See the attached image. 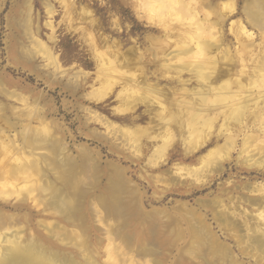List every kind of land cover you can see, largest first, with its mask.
<instances>
[{
	"label": "rangeland",
	"instance_id": "1",
	"mask_svg": "<svg viewBox=\"0 0 264 264\" xmlns=\"http://www.w3.org/2000/svg\"><path fill=\"white\" fill-rule=\"evenodd\" d=\"M175 1L184 2L190 18L215 21V38L208 32L202 34L206 40L201 37L218 44L210 55H220L221 61L208 73L220 84L215 89L202 68H184L205 54L191 42V55L178 54L175 42L185 36L183 25L159 2L0 0V113L16 122L6 134L15 140L22 126H49L75 164L74 178L67 181L59 178L52 157L46 160L48 149L20 153L24 162H39L44 177L35 171L30 181L12 179L15 186L9 187L20 186L26 194L33 183L48 181L60 187L67 182L66 193H73L75 185L86 190L77 196L75 211L82 218L76 222L51 207L46 193H0V262L14 239H29L79 264H87L86 254L94 255L97 264H111L117 254L125 258L123 252L129 255L127 264L130 259V264H205L210 255L197 261L183 253L191 239L188 219L197 217L213 232L218 247L231 251L225 264H264L263 251L251 239L264 237V30L246 13V7L253 8L264 20V0H212L217 6L212 8L204 1L201 6ZM238 21L252 37L244 35ZM163 41L169 43L165 49L160 48ZM169 62L166 69L163 63ZM163 107L166 120H159ZM36 113L43 120L34 119ZM19 158L11 163L18 164ZM117 172L125 191L106 196L107 207L97 198H105ZM105 209L111 215L102 222ZM119 224L128 241L118 238L123 247H111L112 252L106 247V228ZM86 237L89 244L83 247L77 238ZM151 246L155 254H141Z\"/></svg>",
	"mask_w": 264,
	"mask_h": 264
},
{
	"label": "bare ground",
	"instance_id": "2",
	"mask_svg": "<svg viewBox=\"0 0 264 264\" xmlns=\"http://www.w3.org/2000/svg\"><path fill=\"white\" fill-rule=\"evenodd\" d=\"M150 2H159L158 6H160V8H162L164 10V8L166 7L167 10H169V13H167V15H175V22L176 19H178L177 21H180L181 23V27L183 25V34H185L184 37H181L180 39H177L178 41L175 42L176 46H178L180 48V53H178L179 55H182V53L185 54H190L193 52L192 49V45H189V43H193L194 48L203 51V53L205 54V59L202 57V60H200V62H197L195 65H191L190 63L185 64L186 66H184V68H188V70L191 69L192 66L195 67L196 70H198L197 68H202L200 71L202 72L204 70L203 75H205L203 78H205L206 82L210 85V83L212 84L213 89H215L214 87H218V85L220 84H215V78H213L212 74H208L210 72L213 71V67L215 65H217V62L220 60L221 61V56L219 55L218 57H213L212 55H210V52L214 51V49L218 46L217 43H213V41H209V42H204L203 40L205 39L202 34L203 32L205 34H207V32L209 33V35L212 37H214V23L215 21H213V19H211V21H207L203 23V21L201 22L200 20H196L195 18H190L188 15L190 10L188 11V8L185 6L184 2H177L175 0H149ZM204 3L209 7H217L213 4L212 0H193L194 5L195 4H201ZM137 2V1H135ZM148 2V0H147ZM149 3V2H148ZM189 3V2H188ZM249 3V2H248ZM147 4V3H146ZM204 4V5H205ZM203 5V4H202ZM155 6V5H154ZM191 6V5H190ZM249 6V5H248ZM197 7V6H196ZM204 7V6H203ZM160 10V9H159ZM214 10V9H212ZM68 11V10H67ZM196 11V10H195ZM228 11V10H227ZM164 12L166 13V11L164 10ZM205 12L208 14V16H212L211 13L208 12V10H205ZM230 12V11H229ZM218 13V12H217ZM246 13L250 16L252 15L255 20L256 23H258L262 29L264 30V20L262 18V13H254V9L253 8H248L246 7ZM160 14V13H159ZM164 14V13H162ZM198 14V13H197ZM195 14V15H197ZM206 14V15H207ZM225 15V14H224ZM191 16V15H190ZM193 16V15H192ZM199 16V15H197ZM195 17V16H193ZM207 17V16H206ZM152 18V17H151ZM200 18V17H199ZM222 18V17H221ZM215 19V18H214ZM153 20V19H152ZM238 23L240 24V27L244 30V35L248 36L247 38L252 37L251 32L249 30L245 29V26L242 25V23L240 21H238ZM188 24V25H187ZM237 24V22H236ZM165 25V24H164ZM188 27H192V28H188ZM195 27V28H194ZM194 28V29H193ZM216 28V27H215ZM191 29L193 31H191ZM231 29V28H230ZM191 31V32H189ZM241 32V31H240ZM180 33V32H179ZM206 37V35H204ZM203 37V40L202 38ZM237 37L241 40V36L239 33H237ZM215 38V37H214ZM210 39V38H209ZM213 39V38H212ZM220 39V38H219ZM219 39H217V41H219ZM206 40V39H205ZM172 41V40H171ZM174 41V40H173ZM176 41V40H175ZM242 41V40H241ZM165 41H163L162 43L160 42L159 44H162V46H160V48L165 49V47L167 48V46H169V43H164ZM244 44L247 42V40H243L242 41ZM185 43H187V45H184ZM247 45V44H246ZM173 47V46H171ZM246 46H244L245 48ZM243 48V47H242ZM264 48V47H263ZM218 49V48H217ZM224 50V49H223ZM167 51V50H166ZM98 52V51H97ZM107 52V51H106ZM162 52V51H161ZM195 53V50H194ZM209 53V54H208ZM228 53V51H227ZM245 53V52H244ZM260 53H263V51L261 50ZM161 54V53H160ZM163 54L166 55V53ZM250 54V53H249ZM162 55V54H161ZM193 55V54H192ZM116 56V55H115ZM167 56V55H166ZM187 56V55H186ZM201 57V56H198ZM225 56H223L224 58ZM245 57V56H244ZM249 57V56H248ZM182 58V56H181ZM262 58V57H261ZM54 59V58H53ZM161 59V58H160ZM186 59V57H185ZM258 59V58H257ZM256 59V60H257ZM183 60V59H182ZM260 60V59H259ZM54 61V60H53ZM52 61V62H53ZM57 61V59H56ZM55 61V62H56ZM186 62V61H185ZM164 67L167 69L170 65L169 63H163ZM172 65V63H171ZM232 66V65H231ZM234 66V65H233ZM183 68V70H184ZM215 68V67H214ZM191 71H194L193 69ZM197 73V72H196ZM135 74V73H134ZM137 74V73H136ZM135 74V75H136ZM201 74V76H203ZM143 77V76H142ZM141 77V78H142ZM137 78L138 74H137ZM136 79V78H135ZM137 80V79H136ZM139 80V79H138ZM128 81V80H127ZM133 82V81H132ZM139 82V81H138ZM152 88V87H151ZM211 88V89H212ZM208 89V87H207ZM208 91V90H207ZM239 91V90H238ZM201 92V91H200ZM240 94V93H239ZM156 96V95H155ZM158 96V95H157ZM262 96V95H261ZM203 98V97H202ZM189 100V98H187ZM186 99V100H187ZM185 100V101H186ZM187 102V101H186ZM189 104V103H188ZM187 107V106H186ZM114 108V107H113ZM183 108V107H182ZM181 108V109H182ZM2 109V108H1ZM26 110V109H25ZM164 111V107L162 108V110L160 111L161 114L159 120H166L165 115L163 114ZM184 112L186 111V109L183 110ZM37 112V110H36ZM168 112V110H167ZM29 114V113H28ZM27 114V115H28ZM169 114V113H168ZM173 115V114H172ZM20 116H23V113L20 114ZM174 116V115H173ZM28 117V116H27ZM187 117V115H186ZM185 117V118H186ZM195 117V116H194ZM169 118V117H168ZM167 118V119H168ZM172 118V119H171ZM170 120L176 119L171 117ZM27 119V118H26ZM30 119V118H29ZM34 119L41 121L43 120L41 118L40 114H37L34 116ZM189 119V118H188ZM191 119H189L190 121ZM174 121V120H173ZM183 121V120H182ZM176 122V121H175ZM181 122V120H180ZM187 122V121H186ZM16 124V122H14ZM11 122L9 116L6 113H0V129L2 131L3 134H1L0 136V140H1V145H0V193L2 192H7L8 196L9 194H15V193H20L22 196L31 194L32 191L35 190L38 191L42 195L44 196V194L46 193L47 195H50L51 198L48 200L49 205L52 207H57L59 208L60 212L62 213V215H65V218L67 217L68 222H76L77 219L81 220L82 217H79L76 215V209H75V203L80 201V199H78L77 196L82 195V193H85L86 190L81 191V189L79 188V186L77 185H73V189L74 192L73 193H66L65 187H66V183L63 186H57L54 184H50L48 181L45 184H36L34 186L35 183H33L32 185L27 187L26 190V194L23 190H21L20 186H17L18 188H13V186L9 187L10 183L12 182V179H16L19 178L21 180H25L30 181V176L32 175L33 172L37 171L39 174H41V177H44V173L42 168L39 165V162H31L34 159L32 158L30 161H28L29 159H27L26 161H28V163L22 160V158L17 157L18 154L20 153H27V151H34L37 148H46L49 150V154L50 157H46V160H51L50 158L52 157V163L55 166V168L59 169V171H61V175L59 178L63 179L65 178V180L71 178H74V169H75V164H73V157L68 155V148H66L63 145V142H61L60 139H58L57 136H55L53 134V130L50 129L49 126L45 127H37V128H33L32 126H22V130L19 132V135L17 136V138L15 140H13V138L11 139L9 135H7V130H9L11 127H14L15 124ZM31 123V122H30ZM169 123V122H168ZM174 123V122H173ZM22 124V123H21ZM182 124V123H181ZM184 124V122H183ZM172 125V124H171ZM175 125V124H174ZM178 125V124H177ZM125 131V130H124ZM130 134V131H127ZM133 131H131L132 134ZM125 133V134H128ZM132 136V135H131ZM130 137V136H129ZM131 138V137H130ZM22 141L21 143L18 141ZM31 154V153H30ZM86 154V152H85ZM26 155V154H24ZM88 155V153H87ZM86 155V156H87ZM90 155V154H89ZM30 157H32L31 155H29ZM82 156V155H81ZM28 157V155L26 156ZM29 157V158H30ZM84 158H86L85 156H82ZM92 156H90L91 158ZM19 158L22 161H18V164H13L11 163V161H13L14 159ZM83 158V159H84ZM88 158V156H87ZM13 159V160H11ZM82 159V160H83ZM88 160V159H87ZM91 160V159H90ZM35 161V160H34ZM41 161V160H40ZM81 161V159H80ZM84 161V160H83ZM15 162V160H14ZM23 164H21V163ZM43 162V161H42ZM17 163V162H16ZM76 163V162H75ZM51 167V166H50ZM82 168V167H80ZM53 170V169H52ZM45 171V170H44ZM58 171V170H57ZM74 172V173H73ZM59 173V172H58ZM59 175V174H58ZM96 175V174H95ZM38 176V178H41ZM114 180H110L108 181V188H110L108 190V192H104V196L105 198H103L102 196H100V198H97L101 204H104L105 206H107V201H105V199L107 197L112 198L111 196V192L116 193L118 192L120 195H122L124 193V189H125V183L123 181V177L122 174L119 172H117L116 177L114 175ZM40 180V179H39ZM46 180V179H45ZM72 179H70V183ZM24 181V182H25ZM44 181V180H43ZM68 181V180H67ZM14 182V181H13ZM18 182V181H17ZM21 183V181H20ZM97 183V182H96ZM13 184V183H11ZM63 184V183H62ZM74 184V182L72 183ZM14 185V184H13ZM15 186V185H14ZM84 186V185H83ZM97 189V188H96ZM25 190V189H24ZM10 192V193H9ZM5 195H7L6 193H4ZM45 194V195H46ZM3 195V193H2ZM46 195V196H47ZM107 196V197H106ZM121 198V197H120ZM119 198V199H120ZM32 199V198H31ZM78 199V200H77ZM34 200V199H33ZM46 200V198L44 199V201ZM47 203V201H46ZM82 203V202H81ZM111 205V204H110ZM114 206V205H113ZM117 206H119L117 204ZM108 207V206H107ZM76 210V211H75ZM107 211V209H105ZM119 210V209H118ZM114 211V209H113ZM113 214H115V212H113ZM79 212V211H78ZM122 212V210H119V214L120 215ZM111 215V212L107 211L105 214V217L100 216L101 221L103 222L104 219H108V217ZM123 215V214H122ZM121 215V217H122ZM115 217V216H114ZM120 217V216H118ZM104 218V219H103ZM110 218V217H109ZM147 219V218H146ZM150 222L152 224V228H150L149 230V234L153 233V228L155 227V220L156 217H150ZM148 219V220H149ZM155 219V220H154ZM112 220V219H111ZM226 220V219H225ZM106 221V220H105ZM170 221V220H169ZM221 221V220H220ZM227 221V225L230 228H233L234 230H237L239 225L234 222L231 221L229 219L226 220ZM1 222V221H0ZM188 222L190 223V227H191V232H190V237L191 239L186 243V247L188 248H184L183 247V253H186L188 256L191 257H195L196 259L199 258V260L203 259L205 255H210L211 256V260L209 263H207V261L204 263L205 264H225L226 260H231L232 256L231 255V251L228 250V248L226 247H221L219 248L218 246H220V244L218 243L217 238L215 237V235L213 234V232L209 229V227L207 226V224L205 223L204 220L202 219H197V217H192V219H188ZM83 224V223H82ZM150 224V225H151ZM249 224V223H248ZM10 226V225H9ZM107 232V246L106 247H123L119 242H117L118 238H121V240L123 241H128L127 239H124V235L123 234V227L122 224H119L117 226H112L110 225V227L106 228ZM256 229V228H255ZM233 230V231H234ZM14 231V230H13ZM64 231V230H62ZM61 231V232H62ZM10 232V230H9ZM58 232V231H57ZM66 232V229H65ZM64 232V233H65ZM259 232V231H258ZM14 233V232H13ZM59 233V232H58ZM125 233V232H124ZM175 233V232H174ZM254 233V232H253ZM256 233V232H255ZM126 234V233H125ZM177 234V238L179 236H181V233H176ZM175 234V235H176ZM1 235V234H0ZM19 235V234H18ZM174 235V236H175ZM252 235V234H251ZM256 235V234H255ZM259 235V234H258ZM2 236V235H1ZM172 236V235H171ZM70 238V237H69ZM3 239V238H2ZM1 239V240H2ZM79 239L78 241H82L83 244H81L83 247H88L87 244V240L88 238H84V240H82L81 238H77ZM251 239L255 242H253L255 245V248L257 249V251H263L264 253V237L262 236H257V237H251ZM8 240V239H7ZM71 241V240H70ZM77 241V240H75ZM77 241V242H78ZM101 242L103 241L102 239L100 240ZM250 241V240H249ZM2 242V241H1ZM4 243V242H3ZM6 245V243H4ZM77 244V243H76ZM151 244V243H149ZM153 244V243H152ZM97 245V244H96ZM129 245V244H128ZM146 245V244H145ZM154 245V244H153ZM247 245V244H246ZM251 246L252 243L250 244ZM147 246V245H146ZM150 246V245H149ZM226 246V245H225ZM7 247V246H6ZM12 247L10 248L8 251L5 252V257L2 258L0 264H21L22 262H28V264H32V262H35V264H79L74 257H70L69 255H64L61 256V258H58L57 256H55L54 252L50 253L47 250H45L43 244L38 243L37 241H33L31 242L29 239H25V240H16L14 239L13 241V245L9 246ZM81 247V246H80ZM125 247V246H124ZM155 246H153L154 248ZM205 247H211L212 249L215 248V250H211L210 252H207V254L205 253ZM254 247V246H253ZM151 247H144L143 250H141V254L144 255H149L151 252H154V249ZM85 249V248H84ZM112 249V252L115 250ZM111 249L109 251H111ZM247 249V248H246ZM121 250V249H120ZM119 250V251H120ZM118 251V250H117ZM118 251V253H119ZM248 251V249H247ZM246 251V252H247ZM254 251V250H253ZM256 251V252H257ZM140 252V251H139ZM121 253V252H120ZM250 253V252H249ZM115 254V253H113ZM155 254V252H154ZM256 254V253H255ZM260 254V253H259ZM118 255V254H117ZM115 256V259L113 260V262L111 264H125L126 261L129 260L127 253L123 252L121 254V256H125V258L123 257V259H119L120 256ZM185 255V254H184ZM142 256V255H141ZM186 256V255H185ZM88 257V258H87ZM94 255H89L86 254V258L87 261L85 259V263L87 264H97L98 262L96 261L95 258H93ZM112 257V256H111ZM132 258V257H131ZM53 259V260H51ZM55 259V261H54ZM109 260V259H108ZM58 261V262H57ZM130 263H133V260L130 259ZM140 261V260H139ZM156 261V260H154ZM198 261V259H197ZM56 262V263H55ZM203 262V261H202ZM201 262V263H202ZM129 263V264H130ZM142 263V261H141ZM157 263V262H156ZM26 264V263H25ZM127 264V263H126ZM135 264V263H134ZM230 264H234V263H230Z\"/></svg>",
	"mask_w": 264,
	"mask_h": 264
}]
</instances>
